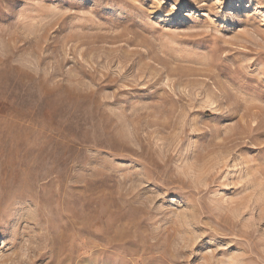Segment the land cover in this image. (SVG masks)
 <instances>
[{"label":"rangeland","instance_id":"1","mask_svg":"<svg viewBox=\"0 0 264 264\" xmlns=\"http://www.w3.org/2000/svg\"><path fill=\"white\" fill-rule=\"evenodd\" d=\"M0 264H264V0H0Z\"/></svg>","mask_w":264,"mask_h":264}]
</instances>
